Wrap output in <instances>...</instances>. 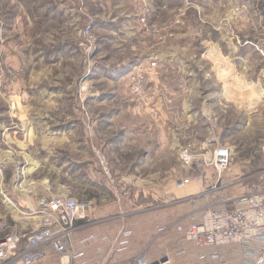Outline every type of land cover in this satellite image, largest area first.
Instances as JSON below:
<instances>
[{"label": "rangeland", "instance_id": "1", "mask_svg": "<svg viewBox=\"0 0 264 264\" xmlns=\"http://www.w3.org/2000/svg\"><path fill=\"white\" fill-rule=\"evenodd\" d=\"M33 1L18 3L26 11L0 6V21L29 18ZM58 1L71 22L59 11L56 27L48 19L21 30L29 39L26 51L57 45V62L42 64L36 75L27 78L30 62L8 57L25 53L10 39L13 28L4 39L0 28V236L39 226L43 200L65 195L91 201L94 214L119 220L118 227L133 228L141 238L151 232L147 217L159 222L177 206L183 219L190 215L183 216L185 206L201 197L200 189L197 197H179L178 178H202L208 204L201 210L230 205L256 182L264 168V102L256 90L264 84V60L240 47L243 63L213 54L210 39L219 36L211 34L210 23L225 4L247 5L235 11L223 34L264 42V18L252 13L254 5L264 8V0H119L133 20L118 28L83 22L100 15L108 0ZM85 35L94 39L92 47ZM37 84L50 98L36 112L39 127L30 126L29 138L19 132L14 141L5 139L3 125L17 134L16 118L30 117ZM16 94L22 109L15 118L9 108ZM218 146L229 148L230 157L217 180L206 164ZM185 147L197 156L188 165L180 160ZM178 239L172 230L164 235L156 229L139 247L173 255Z\"/></svg>", "mask_w": 264, "mask_h": 264}, {"label": "built area", "instance_id": "2", "mask_svg": "<svg viewBox=\"0 0 264 264\" xmlns=\"http://www.w3.org/2000/svg\"><path fill=\"white\" fill-rule=\"evenodd\" d=\"M85 39L92 47L94 39L89 35H85ZM261 153L264 160V143ZM196 157L188 147L180 152V160L187 165ZM229 157V148L218 146L206 164L214 168L217 180L227 169ZM257 175L256 182L245 193L234 196L230 205L208 207L187 215L186 223L180 221L165 226V231L163 227L157 229L164 235L171 230L179 235L176 253L148 255L143 249L127 264H264V168ZM193 180L198 183L199 195L207 200L202 178ZM190 181V178L182 177L176 179L174 185L183 189ZM43 203L45 217L39 226L0 236V264H40L51 257H55L58 264H87L86 260H81L83 252L76 249L77 245L96 240L109 243L107 241L111 239L115 251H124L128 246L131 230L125 226L112 238L97 239L94 234H88L75 239L76 232L88 219L91 201L63 195L45 198ZM179 259H182L181 263ZM106 262L104 256L97 264Z\"/></svg>", "mask_w": 264, "mask_h": 264}, {"label": "crops", "instance_id": "3", "mask_svg": "<svg viewBox=\"0 0 264 264\" xmlns=\"http://www.w3.org/2000/svg\"><path fill=\"white\" fill-rule=\"evenodd\" d=\"M4 1H5V4L0 5V6L15 5L18 10L26 11L25 8L23 9L22 5H18V3L21 0H4ZM42 1L43 3L42 2L39 3L38 0H34L32 4H30L32 8H28V10L30 11L29 18H25L24 16L19 15V17L13 20L7 19L6 23L0 21V28L4 30L1 35V39L6 38V36L10 33L9 31L10 28H13V33L16 36H12L10 39L17 40V41H14L15 44H18L19 49L24 50V53L26 55V56L25 55L23 56L22 53H19V51L17 50V51H14L13 54L9 55L8 57L10 59L14 57H19L21 59H25L27 63L30 62V65H28L29 70H28L27 78L29 76V72H30V75L32 74L36 75L37 71H39L42 64L48 65L49 63V66H51L53 62H57L58 51L56 47L57 45H54L53 48L50 49L49 51H43L42 49H38L40 45H35L32 51L31 50L26 51L25 45L28 44L29 39L26 38V36L21 30L29 29V28L34 29V28L41 27V25L44 24L45 21L48 19L53 24V26L56 27L58 23L59 11L60 12L63 11L62 17L63 19H65V22L67 23L71 22L69 11L63 9V8H66V6H63V7L61 6L59 10V4L62 1H60V3L58 0H42ZM88 1L90 3L103 2V0H88ZM248 1L250 0H247L246 3ZM104 4H105L104 11L100 12V15H97L95 19H93L92 17L85 18L86 20H83V22L88 21L87 22L88 24L91 23L96 28H98L99 26L103 28L104 27L105 28H109V27L118 28V26H124L125 22L127 23V21L132 22L133 16L128 14L127 11L124 10L119 0L104 1ZM245 6L247 5H228V4L226 5L225 4L222 6V11H224V13L220 15V17L217 18L216 20H213V22L211 20V23H210L211 34L216 32L219 36L218 39H210V49L213 52V54L222 58V60L227 61L228 63H232L235 60H238V62H242V63L244 62L245 58L243 57V55L238 54L239 47L240 49H242V51L254 52V54L258 55L262 60H264V42H262L261 40L259 41L258 40L259 38H249L248 36H242L234 40V39H231L230 37H227L225 34H223V30H222L223 27L229 26L230 21L233 20L235 13L239 12L236 10L243 9L245 8ZM194 9H197V8H194ZM36 11L37 13H35ZM10 12L8 14H10ZM65 12H66V15H64ZM252 13L253 14L257 13L258 14L257 17H260V15H262L260 18H264V8L261 5L252 6ZM30 18H31V21L25 22V20H29ZM56 33L57 32L55 30L54 32L55 38H56ZM50 36H52L51 33H50ZM30 39H34V38L31 37ZM223 45L226 46L225 49L222 48ZM52 54H53V58H52ZM235 54H237L236 57L234 56ZM47 55L49 56L47 59L48 61H46ZM25 70L27 71L26 67H24V73H25ZM229 72L230 71L222 70V73L224 74H228ZM244 72L245 70H242V74ZM231 73H233L232 70H231ZM223 90H229V88L224 87ZM256 90L259 93V97H260L259 99L263 100L264 102V84H261V85L259 84ZM43 91L44 90L42 89V86H40V84L39 85L37 84V86L33 89V91H30L32 96L36 95V99L33 105L29 106L31 114L28 119L16 118L17 117L16 114H19L22 109V100L19 97V94H16L18 96L13 97L10 100V108H9L10 112L13 114L12 116H14L19 122L18 127H17L18 133L16 134V130H12L11 127H7L3 125L4 129H2V131H4L6 135L5 139L9 141H14L16 135H18L19 132L21 135H23L24 139L26 137L29 138L32 134L29 135L26 133L31 132L32 128H30V126L34 128L39 127V124L41 123V121L40 119L37 118L36 112L39 111L41 107V103L44 100L50 99L48 98L47 92L45 91L43 92ZM226 92L227 91H225V93ZM49 94H51V92H49ZM198 192H199L198 183L195 180H191L190 183L185 188L181 190L180 189L177 190V195L179 197H182L185 195H192L194 197L198 194ZM206 202L207 200H205V198L202 196L200 198H197L196 200H193V204H189L188 208L187 206H185V210L186 209L187 210L183 216H187L194 212H199L201 210V207L204 206ZM178 210H179L178 206H177V210H175V212L172 214L169 213V210H167L165 213H163V215H161V220L159 222H158L159 218L157 217H154V219L147 217L146 220L150 222H146L145 227L149 226V228L147 229H149L151 232L148 233V231H143V235L141 238L137 236V233H135L133 228L126 226L127 228L131 230V237L129 240H127L128 246L124 249V251H115L114 249L115 245L112 243L111 239L107 241L109 243H102L99 240H96L95 242H92L90 244L77 245L76 249L81 250V252H83V256L81 257V260L83 259L86 260L87 264H97V262L104 256L107 257L106 264H127L131 258L139 254L141 250L143 249L146 250L148 255H151L152 254V251L150 249L151 246H149L148 248L147 245H145L142 248H140L139 247L140 244L144 243L145 240L149 237V235L152 234L154 230L158 229L157 226L159 227L162 221H163V225H167L170 222L171 223L176 222L177 220H179V222L182 221L183 223H186L187 219L186 218L183 219L180 216L182 213ZM94 211L95 210L93 207H91L88 210V213H87L88 219L86 220V223L83 224V226L80 228L79 234L77 235L76 233L75 239L79 238L80 236H86L88 234H94L97 237V239H102L103 236H108L109 238H112L113 235L116 233V231L122 228V225L118 227V225L121 224L119 220H113L115 219L113 218L112 219L113 221L111 222L109 219L107 220L106 216L104 215L102 216L100 214L99 216L98 214H94ZM92 213L93 215L91 216ZM115 225H117V227ZM133 245H137V246H133ZM40 264H58V262H57V259H55V257H52V259L50 258L48 261H45ZM76 264H79V262H76Z\"/></svg>", "mask_w": 264, "mask_h": 264}]
</instances>
